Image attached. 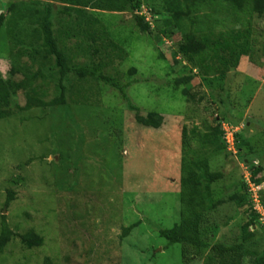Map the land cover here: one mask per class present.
<instances>
[{"label": "rangeland", "instance_id": "rangeland-1", "mask_svg": "<svg viewBox=\"0 0 264 264\" xmlns=\"http://www.w3.org/2000/svg\"><path fill=\"white\" fill-rule=\"evenodd\" d=\"M9 1L0 0V12ZM142 1L140 15L153 34L138 35L131 15L118 14L113 29L126 41L130 55L118 70L128 76L130 68H135L129 77L135 83L127 89V98L143 116L150 111L162 115V128H140L117 92L93 83H84L81 93L93 94L89 101L95 99L98 105L68 102L65 107L20 112L16 107L24 106L23 95L13 97L12 117L0 121V215L13 233L0 254V264H42L44 258L52 264H204L191 250L168 246L158 232L179 222V130L196 127L202 132L204 122L211 126L217 122L216 115H224L222 127L228 139L237 132L244 140L238 154H252L255 160L242 164L230 149L228 157L207 156L212 169L222 166L229 177L214 187L213 201L224 203L207 218L210 238L213 243H239L241 225L248 216L255 220L251 230L264 234L261 204L254 202L256 214L250 215L227 200L243 191L244 183L249 184L254 162L262 168L260 177L264 176V15L250 20L251 50L235 65L238 50L234 46L241 42L236 37H241L239 26H245L247 19L224 25L232 8L221 0L187 5L195 29L179 21L171 40L156 32L155 21L179 12L177 0ZM162 7L168 8V17ZM151 11L161 15L153 16ZM184 26H191L197 40L205 44L204 62L214 67L213 73L204 76L197 69L192 72L185 99L172 92L170 83L185 65L180 57L177 65L172 59L179 34L187 32ZM197 26H206L200 35ZM5 29L0 32V75L8 80L11 67ZM153 46L166 64L157 59ZM216 56L229 61L228 68L214 61ZM51 88L53 96L54 83ZM240 116L243 120L236 124ZM256 187L257 194L264 193V182ZM7 192L15 200L5 208ZM129 227L130 233L122 238V229ZM28 232L37 236L38 246L21 243L19 235ZM263 247L264 241L258 243L257 251Z\"/></svg>", "mask_w": 264, "mask_h": 264}, {"label": "trees", "instance_id": "trees-1", "mask_svg": "<svg viewBox=\"0 0 264 264\" xmlns=\"http://www.w3.org/2000/svg\"><path fill=\"white\" fill-rule=\"evenodd\" d=\"M205 1L207 2L177 0L181 10L172 14L168 13V8L162 7L167 17L168 14L170 16L162 22L155 21L156 32L163 38L171 40L174 30L178 29L176 27L179 21L193 25L190 21L191 14L186 11L187 5L190 3L192 6L199 5ZM221 3L232 8L226 15L228 17L224 18L226 22L224 25L233 26L240 20L247 19L245 26H239L243 31L241 37H236L241 42L234 46L238 50L235 60L237 65L240 58L245 60L249 56L251 50L249 41L253 36L248 26L251 25L250 20L253 17L264 15V0H221ZM142 4V0H10L5 3L0 12V32L6 27L11 79L4 80L0 75V121L12 117L11 99L19 92L25 101L23 107H16L20 112L65 107L68 102L84 106L98 105L95 99L93 102L89 101L93 94L81 93L84 83H93L117 92L125 102L127 110L134 114L133 122L137 126L160 130L164 123L162 115L150 111L143 116L127 98V89L135 83V80L131 81L132 78H129L135 74V68H130L128 76L119 73L118 70V66L128 62L130 56L125 50L126 41L118 38L120 34L113 29L118 14L131 15L138 35L150 37L153 34L154 29L145 21L144 16L140 15ZM150 13L153 16L161 15L156 11ZM229 18L233 22L229 23ZM191 26L182 27L186 28L187 32L178 33L179 42L176 44V52L172 54L173 65H177L178 57L185 62L179 73L170 81L173 84L172 92L180 93L184 99L188 96L187 87L194 77L192 72L197 69L200 75L204 76L214 71L212 65L204 62L206 46L197 40ZM205 28L206 26H197L198 34L203 33ZM135 32L133 33L136 34ZM149 40L151 41V38ZM155 51L157 59L166 64L163 54L158 49ZM214 61L221 64L222 68H228L227 65L230 64L221 56H216ZM243 63L242 61L241 64ZM16 76H20L21 79L16 80ZM220 76L223 77L224 72L221 71ZM52 83L53 96L50 94ZM74 83H78L80 89ZM223 119L224 115H216L217 122L213 126L204 122L202 132L196 127L189 132L184 127L180 128L179 222L170 229L160 230L158 237L164 239L168 246L180 245L183 250L185 248L191 250L190 253L201 259L204 264H264V247L262 251H257L258 243L264 241V234H259L257 229L251 230L255 220L250 216L241 225V238L237 244L213 243L209 235L210 230L206 227L208 216L224 203V200L213 201L214 187L217 183L223 184L229 179L228 172L223 170L222 166L212 169L207 159L211 154H221L225 157L230 155L223 139ZM242 120L243 117L240 116L235 122L240 124ZM234 138L236 150L240 152L239 144L244 140L238 134ZM251 156L252 154L243 156L238 154L237 157L242 164L250 162L252 164L255 159ZM262 172L261 166L252 165L249 184L261 185L264 182V176L260 177ZM242 188L243 191L235 192L227 200L239 209L245 208V213L256 214L247 182ZM263 195L261 192L258 197L264 209ZM14 200V194L7 192L5 208ZM0 219L2 254L13 233L5 216L0 215ZM130 230L131 227L123 228L121 237L127 236ZM18 238L25 246H38V238L31 232L19 235ZM42 264L52 262L49 258H44Z\"/></svg>", "mask_w": 264, "mask_h": 264}, {"label": "clouds", "instance_id": "clouds-1", "mask_svg": "<svg viewBox=\"0 0 264 264\" xmlns=\"http://www.w3.org/2000/svg\"><path fill=\"white\" fill-rule=\"evenodd\" d=\"M224 132V131H223ZM237 133V132H236ZM233 134V136H232V145H230L229 143H227V139H226V135H225V133H224V135H223V139L225 140V142H226V145L228 146V151H229V149L231 150V151H236V155H238V150H236V147H235V138H234V136L235 135H239V133H237V134ZM254 165H257V164H255V162H254ZM253 186V185H252ZM254 187H256V186H254ZM258 188V187H257ZM248 191H249V193L251 194V199H252V202H253V204H254V200H253V193L251 192V188H250V186H249V184H248ZM258 193V192H257ZM257 198H258V203L257 204H261V202H260V199H259V197H258V194H257ZM256 204V203H255ZM262 206V205H261Z\"/></svg>", "mask_w": 264, "mask_h": 264}, {"label": "built area", "instance_id": "built-area-1", "mask_svg": "<svg viewBox=\"0 0 264 264\" xmlns=\"http://www.w3.org/2000/svg\"><path fill=\"white\" fill-rule=\"evenodd\" d=\"M225 135H226L227 143H229L230 145H232V140H231V138L228 139V134L225 133ZM232 136H233V132H232ZM250 188H251V192L253 193V200H254V202L257 204V203H258L257 191H258L259 188L254 187V186H252V185H251Z\"/></svg>", "mask_w": 264, "mask_h": 264}]
</instances>
